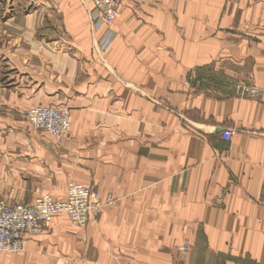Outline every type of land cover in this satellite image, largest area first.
Wrapping results in <instances>:
<instances>
[{"label": "crops", "instance_id": "obj_1", "mask_svg": "<svg viewBox=\"0 0 264 264\" xmlns=\"http://www.w3.org/2000/svg\"><path fill=\"white\" fill-rule=\"evenodd\" d=\"M15 2L36 5L0 6V199L62 200L72 180L103 206L84 228L56 214L0 264H264V0H119L96 25L70 0L50 42L45 0ZM60 102L59 143L25 111Z\"/></svg>", "mask_w": 264, "mask_h": 264}, {"label": "built area", "instance_id": "obj_2", "mask_svg": "<svg viewBox=\"0 0 264 264\" xmlns=\"http://www.w3.org/2000/svg\"><path fill=\"white\" fill-rule=\"evenodd\" d=\"M95 6L93 19L97 23L111 24L117 17L119 0H92ZM105 47V46H104ZM246 93L258 95L256 87L244 88ZM33 127L45 129L57 137L68 128V112L62 108L34 107L26 114ZM231 129L223 132L230 139ZM103 206L96 187L77 182L68 184L66 197L57 200L50 194H41L32 203H9L0 199V251L20 252L24 248L25 236L41 234L54 216L66 214L73 226L84 228L96 219ZM188 246H178L185 254Z\"/></svg>", "mask_w": 264, "mask_h": 264}, {"label": "rangeland", "instance_id": "obj_3", "mask_svg": "<svg viewBox=\"0 0 264 264\" xmlns=\"http://www.w3.org/2000/svg\"><path fill=\"white\" fill-rule=\"evenodd\" d=\"M1 1H3V0H1ZM70 0H45V3L43 4L44 5V17H43V20L42 21H40V24H39V28L40 29H42L43 30V32H44V35H43V37H44V40L46 41V42H50L52 39H53V37H55V35H52L50 32H51V30L53 29H57V28H59L60 30H61V32H62V30L63 29H65L66 28V23H65V20H61V22H59L56 18H55V16L53 17V10H55V9H59V6H64V5H68V6H70L71 5V2H69ZM91 2H92V0H90ZM82 4L84 5V6H86V4H85V2L83 3L82 2ZM9 5H12V7L10 8L11 10H12V16L13 15H16V14H14L15 13V10H14V6H19V5H22V7H23V9L21 10L22 11V13H30V12H32V11H35V3H31V4H28V6L26 5V4H20V3H16L15 2V0H5V2H0V6H1V9H3L4 10V7L3 6H5L6 8H8L7 6H9ZM27 6V7H26ZM94 6V5H93ZM20 8H18V10H19ZM94 11H95V6H94ZM94 11L92 12V21L93 22H95V25H96V20H94L93 19V14H94ZM2 20H4V19H2ZM13 26L14 25H18V24H20V21H21V18H15V19H13ZM113 23V22H112ZM55 25H57V27H54ZM103 42H106L107 44H108V48H109V46H110V40H109V38L108 37H106L105 39H103V41H102V43ZM100 45H102L101 43H100ZM107 49V48H106ZM106 49H103V47H102V49L101 50H106ZM24 71H25V69H23ZM17 74H20V72H17ZM15 75H16V73H15ZM15 75H13V77H15ZM21 76H25V75H22V74H20ZM10 78V76H8V77H6L5 79L7 80V79H9ZM28 79V78H27ZM26 78H24L23 80L25 81V80H27ZM34 107H44V108H62V109H65V110H67V112H68V117H69V119H68V128L63 132V134H61V135H59V136H57V137H55V136H53L51 133H49L47 130H45V129H37V128H35V127H33V125H32V123L28 120V118H27V116H26V114H27V112L30 110V109H32V108H34ZM25 117H26V119H27V121H28V123L34 128V129H36V130H40V131H42V132H44V133H46V134H48L53 140H55L56 142H61V140H62V138L65 136V135H67L68 134V132H69V128H70V108L68 107V105H66V104H64V103H52V104H49V105H37V106H31V107H28L27 109H26V111H25ZM70 182H75V181H72V180H70L69 182H68V184L70 183ZM68 184H67V188H68ZM90 186H94V185H90ZM95 187V186H94ZM0 189H4L3 187H1L0 186ZM38 197V196H37ZM36 198V197H35ZM35 200V199H34ZM24 249V248H23ZM0 253H7V252H2V251H0ZM13 253V252H12Z\"/></svg>", "mask_w": 264, "mask_h": 264}]
</instances>
